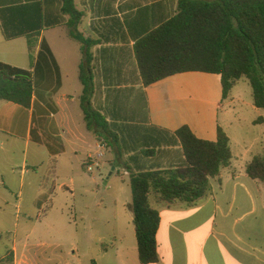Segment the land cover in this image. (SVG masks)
<instances>
[{
	"label": "crops",
	"instance_id": "1",
	"mask_svg": "<svg viewBox=\"0 0 264 264\" xmlns=\"http://www.w3.org/2000/svg\"><path fill=\"white\" fill-rule=\"evenodd\" d=\"M178 1L74 0L79 19L64 12L65 0H0V62L31 70L34 82L30 108L0 101V167L14 172L17 146L24 142L23 173L29 163L47 168L58 189L64 188L58 184L62 173H91L89 165L93 170L113 167L130 186L132 172L184 163L182 145L174 137L180 128L187 126L209 142L217 141L222 128L233 158L210 180L208 196L193 205L150 197L160 227L159 261L149 264H264V185L245 172L253 157L264 153V109L253 100L244 102L247 111H227L239 98L233 95L225 103L217 74L182 73L150 86L141 77L136 45L177 14ZM82 65L92 77V105L119 136L120 151L99 142L86 125ZM235 123L255 136H239L232 130ZM124 141L132 146L125 148ZM30 144L36 146L31 152ZM98 153L103 156L96 163ZM70 181L75 185L74 177ZM131 200L132 190L124 202L116 196L100 218L112 242L94 264H142Z\"/></svg>",
	"mask_w": 264,
	"mask_h": 264
},
{
	"label": "trees",
	"instance_id": "2",
	"mask_svg": "<svg viewBox=\"0 0 264 264\" xmlns=\"http://www.w3.org/2000/svg\"><path fill=\"white\" fill-rule=\"evenodd\" d=\"M64 12L80 19L74 0H65ZM72 37L85 42L79 34L72 33ZM136 56L145 86L182 73L217 74L226 99L238 81L247 79L254 105L264 109V0H179L177 14L137 43ZM80 79L88 129L99 142L120 151L119 136L92 105V77L83 65ZM33 93L31 70L0 62V101L30 108ZM174 137L182 145L183 164L130 175L132 200L128 208L134 217L142 264L159 261L160 214L151 206L150 197L154 195L166 204L179 201L193 205L210 194V180L232 162L230 139L222 128L216 142L198 139L187 126L176 131ZM127 146L132 143L124 141ZM152 152L148 150L147 154ZM245 172L264 185V153L254 156Z\"/></svg>",
	"mask_w": 264,
	"mask_h": 264
},
{
	"label": "rangeland",
	"instance_id": "3",
	"mask_svg": "<svg viewBox=\"0 0 264 264\" xmlns=\"http://www.w3.org/2000/svg\"><path fill=\"white\" fill-rule=\"evenodd\" d=\"M239 98L226 110L234 113L253 102V90L247 79H241L231 90ZM250 117H246L250 120ZM232 119V116H230ZM235 123L232 130L239 136H255ZM36 149L30 144L29 151ZM14 172L0 167V264H94L100 261V250L110 246L107 224L99 221L110 212L118 196L123 202L131 189L128 177L122 178L113 167L106 166L87 173L82 170L62 173L58 189L56 177L47 168H33L23 173L26 144L17 146ZM99 152L106 153L99 149ZM97 154H95L96 156ZM125 173L124 171H121ZM79 176H81L79 179ZM75 185H71V178ZM57 188V189H56ZM56 189V191H55ZM48 195L52 196L48 199ZM106 239L100 241V237Z\"/></svg>",
	"mask_w": 264,
	"mask_h": 264
},
{
	"label": "built area",
	"instance_id": "4",
	"mask_svg": "<svg viewBox=\"0 0 264 264\" xmlns=\"http://www.w3.org/2000/svg\"><path fill=\"white\" fill-rule=\"evenodd\" d=\"M102 156H103L102 153H98V154L96 155V157L94 158L95 161H96V163H97V161H98ZM96 163H95V164H96ZM88 170H89L90 172H92V170H93V165H89V166H88Z\"/></svg>",
	"mask_w": 264,
	"mask_h": 264
},
{
	"label": "water",
	"instance_id": "5",
	"mask_svg": "<svg viewBox=\"0 0 264 264\" xmlns=\"http://www.w3.org/2000/svg\"><path fill=\"white\" fill-rule=\"evenodd\" d=\"M114 170V169H113Z\"/></svg>",
	"mask_w": 264,
	"mask_h": 264
}]
</instances>
